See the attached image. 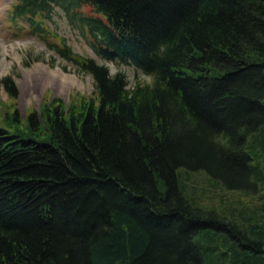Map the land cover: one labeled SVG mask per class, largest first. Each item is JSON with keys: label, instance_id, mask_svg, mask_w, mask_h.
I'll return each mask as SVG.
<instances>
[{"label": "trees", "instance_id": "1", "mask_svg": "<svg viewBox=\"0 0 264 264\" xmlns=\"http://www.w3.org/2000/svg\"><path fill=\"white\" fill-rule=\"evenodd\" d=\"M54 6L96 53L153 72L155 89L127 99L94 56L47 28ZM7 10L51 31L47 45L90 73L95 96L54 97L40 116L2 111L0 264H264V0H12ZM0 83L16 95L10 74ZM181 167L257 198L209 204Z\"/></svg>", "mask_w": 264, "mask_h": 264}, {"label": "rangeland", "instance_id": "2", "mask_svg": "<svg viewBox=\"0 0 264 264\" xmlns=\"http://www.w3.org/2000/svg\"><path fill=\"white\" fill-rule=\"evenodd\" d=\"M12 0H0V76L10 74L17 92L10 96L0 83V120L2 111L16 107L20 117L30 109H36L40 116V104L59 98L67 106L77 104L80 99L94 97V85L89 72L77 69L73 63L60 56L47 45L45 36L56 38L51 31L63 35L73 50L94 57L99 54L89 45L82 25L67 19L65 12L54 6L46 26L51 31L38 34L30 30L22 18L11 19L8 13ZM87 3L82 7L87 12ZM88 11L93 12L89 7ZM53 98V99H52ZM180 169L182 177H188L190 193L209 204L217 205L222 198H231L238 205L257 198L256 193L227 189L211 182L202 168ZM192 188V190H191ZM224 195V196H223Z\"/></svg>", "mask_w": 264, "mask_h": 264}, {"label": "clouds", "instance_id": "3", "mask_svg": "<svg viewBox=\"0 0 264 264\" xmlns=\"http://www.w3.org/2000/svg\"><path fill=\"white\" fill-rule=\"evenodd\" d=\"M96 67L105 72L106 79L116 81L119 79L122 84V91L126 93L127 99H133L139 90L155 89L157 78L151 71L145 70L131 59L126 62L119 56L109 59L98 55L93 58Z\"/></svg>", "mask_w": 264, "mask_h": 264}]
</instances>
